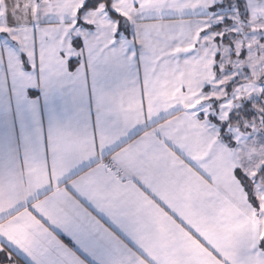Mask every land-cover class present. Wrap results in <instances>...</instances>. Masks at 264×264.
<instances>
[{
    "label": "snow or ice",
    "instance_id": "obj_1",
    "mask_svg": "<svg viewBox=\"0 0 264 264\" xmlns=\"http://www.w3.org/2000/svg\"><path fill=\"white\" fill-rule=\"evenodd\" d=\"M20 259L264 264V0H0V264Z\"/></svg>",
    "mask_w": 264,
    "mask_h": 264
},
{
    "label": "crops",
    "instance_id": "obj_2",
    "mask_svg": "<svg viewBox=\"0 0 264 264\" xmlns=\"http://www.w3.org/2000/svg\"><path fill=\"white\" fill-rule=\"evenodd\" d=\"M38 101H39V104H38L39 117H40V120H41V123L44 129L47 130L48 122H49V113H50L52 102L49 100H46L43 96H40L38 98ZM93 118H94V113H93ZM61 238L64 239L66 243L68 242L67 238L65 237H61ZM18 264H24L23 259H20L18 261Z\"/></svg>",
    "mask_w": 264,
    "mask_h": 264
}]
</instances>
